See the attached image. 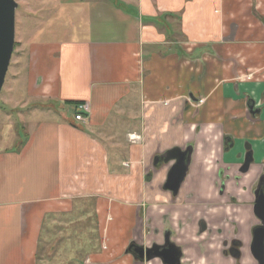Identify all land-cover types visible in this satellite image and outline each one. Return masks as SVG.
I'll use <instances>...</instances> for the list:
<instances>
[{
    "label": "crops",
    "instance_id": "1",
    "mask_svg": "<svg viewBox=\"0 0 264 264\" xmlns=\"http://www.w3.org/2000/svg\"><path fill=\"white\" fill-rule=\"evenodd\" d=\"M37 1L41 26L86 34L30 45L34 115L0 137V264H164L133 252L166 242L179 264H257L264 0ZM187 148L174 190L164 156Z\"/></svg>",
    "mask_w": 264,
    "mask_h": 264
},
{
    "label": "rangeland",
    "instance_id": "2",
    "mask_svg": "<svg viewBox=\"0 0 264 264\" xmlns=\"http://www.w3.org/2000/svg\"><path fill=\"white\" fill-rule=\"evenodd\" d=\"M14 1L17 3V9L15 11L14 47L5 80L0 91V133L4 131L0 137H2L4 133L6 134V128L10 123L17 128L19 125L21 126L19 122L22 120L19 121V118H22L24 115L25 118H32L34 115L31 113V115L28 116V110L32 108L22 106L25 103L32 105L36 102L35 104H37V99H28L25 95L26 70H30L28 67L30 62L27 58L30 45H37L38 41L44 42L51 39L64 38L66 36L69 38H77L78 35L86 34V32L81 33L82 27H78V23L71 25V21H66L65 26L55 28L50 25H53V23L59 19H54L53 21L44 22V26H41L43 23L41 21L42 19L37 15V3H40V1ZM39 7L41 8V6ZM73 20L76 22L78 21L75 19ZM39 29L40 31L38 32ZM60 29L61 32L59 31ZM28 126L29 122L24 125V128ZM19 134L21 135V141H23V133ZM39 254L44 255V252H39ZM46 255H49V252H46Z\"/></svg>",
    "mask_w": 264,
    "mask_h": 264
},
{
    "label": "water",
    "instance_id": "3",
    "mask_svg": "<svg viewBox=\"0 0 264 264\" xmlns=\"http://www.w3.org/2000/svg\"><path fill=\"white\" fill-rule=\"evenodd\" d=\"M17 3L14 0H0V91L2 89L5 76L10 63L15 34V11ZM253 112V111H252ZM190 149L184 151L177 149L171 150L164 156V161H174V176L171 178V185L176 190L187 172L189 163ZM251 160L246 158L245 164L241 171L245 172ZM264 188L261 186L257 189L258 202L255 212L259 216L261 226L255 233L254 249L257 250L258 256L264 264ZM131 249V248H130ZM129 249V250H130ZM134 255L139 260H150L154 257L162 259L164 264H179L181 253L169 242L165 246H153L150 249H145L141 246L134 247Z\"/></svg>",
    "mask_w": 264,
    "mask_h": 264
},
{
    "label": "flooded vegetation",
    "instance_id": "4",
    "mask_svg": "<svg viewBox=\"0 0 264 264\" xmlns=\"http://www.w3.org/2000/svg\"><path fill=\"white\" fill-rule=\"evenodd\" d=\"M239 247H240L239 244H235V245H234V249L231 251L232 254L234 255V257H235L236 259H239L240 256H241L240 252L238 251ZM252 252H253V253H252V254H253V257L255 258L257 264H262V260H261V258L258 256L257 250L254 249V245H253V247H252Z\"/></svg>",
    "mask_w": 264,
    "mask_h": 264
},
{
    "label": "built area",
    "instance_id": "5",
    "mask_svg": "<svg viewBox=\"0 0 264 264\" xmlns=\"http://www.w3.org/2000/svg\"><path fill=\"white\" fill-rule=\"evenodd\" d=\"M78 108V110L80 111V112H78L76 115H75V120L76 121H83V115H82V112L85 110V107L84 106H78L77 107Z\"/></svg>",
    "mask_w": 264,
    "mask_h": 264
}]
</instances>
